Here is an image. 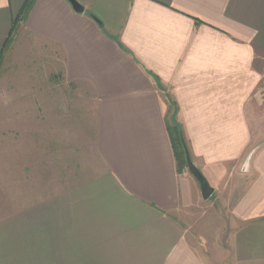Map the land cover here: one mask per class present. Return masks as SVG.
I'll return each instance as SVG.
<instances>
[{
    "label": "crops",
    "instance_id": "crops-1",
    "mask_svg": "<svg viewBox=\"0 0 264 264\" xmlns=\"http://www.w3.org/2000/svg\"><path fill=\"white\" fill-rule=\"evenodd\" d=\"M75 1L0 0V74L28 50L74 91L99 169L40 199L0 177V264H264V0ZM174 125L227 208L226 260Z\"/></svg>",
    "mask_w": 264,
    "mask_h": 264
},
{
    "label": "rangeland",
    "instance_id": "rangeland-1",
    "mask_svg": "<svg viewBox=\"0 0 264 264\" xmlns=\"http://www.w3.org/2000/svg\"><path fill=\"white\" fill-rule=\"evenodd\" d=\"M28 54L29 51L24 50L16 56L17 59L20 58V66L23 68L0 74V99L3 94L6 104L0 106V177H5L7 181L9 178L12 181L14 177L15 190H11V193L19 191L28 196L33 193L35 187L37 199H40L61 192L81 176H93L99 169L91 165L95 161L94 154L86 152L91 149L87 146L88 138L80 136V133H85L86 127L77 132L85 125L82 121L86 117L83 111L87 108L83 104L85 101L83 98L79 99V103L83 100V105H76L78 101L74 91L60 87L57 80L51 81L50 74L27 72L30 60L24 56ZM38 60H43L44 63V58ZM30 68L43 70V66L40 69L35 66ZM33 83L37 84L36 113L34 107L28 105L29 98L32 97L29 85ZM18 102L24 104L19 105ZM64 115L68 117L64 118L61 124L60 120ZM35 125L37 137H32L30 134L33 133L32 128ZM61 134L64 137H61ZM173 141L179 154L180 165L188 171L177 136L174 135ZM218 199L212 196L202 202V208L199 210L203 215L202 220L208 225V235L211 234L212 239L216 241L213 245L214 251L210 255L213 263L229 257L226 249L229 248L232 229L228 226L227 208H223Z\"/></svg>",
    "mask_w": 264,
    "mask_h": 264
},
{
    "label": "water",
    "instance_id": "water-1",
    "mask_svg": "<svg viewBox=\"0 0 264 264\" xmlns=\"http://www.w3.org/2000/svg\"><path fill=\"white\" fill-rule=\"evenodd\" d=\"M66 1L71 5L72 9L76 13L83 12V8L75 0H66ZM183 147H184L185 154H186L187 170L199 184L201 197L204 201H206L211 198L214 192V189L209 185L208 181L205 179L202 173L193 165L184 144H183Z\"/></svg>",
    "mask_w": 264,
    "mask_h": 264
},
{
    "label": "trees",
    "instance_id": "trees-1",
    "mask_svg": "<svg viewBox=\"0 0 264 264\" xmlns=\"http://www.w3.org/2000/svg\"><path fill=\"white\" fill-rule=\"evenodd\" d=\"M29 2H30V1L27 2V4H26L24 10L22 11V16H23V14H25V13L27 12V10H28V8H29ZM169 130H170V129H169ZM174 130H175V134H176V136H177V138H178V140H179V142H180V144H181V146H182V150H183V154H184V156H185V162H186V154H185V150H184V147H183L184 142H183V139L181 138V135L179 134V131H178L176 125H174ZM173 138H174V137L171 136L172 142L174 143ZM174 147H175V146H174ZM174 149H175V152H176V158H177V161H178V165L180 166V168H182L181 165H180V162H179V154H178V152H177V149H176V148H174ZM184 166H185V165H184Z\"/></svg>",
    "mask_w": 264,
    "mask_h": 264
}]
</instances>
